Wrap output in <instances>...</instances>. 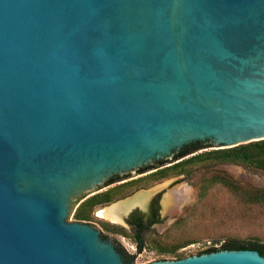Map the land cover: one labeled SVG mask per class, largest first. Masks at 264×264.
<instances>
[{
	"label": "water",
	"instance_id": "obj_1",
	"mask_svg": "<svg viewBox=\"0 0 264 264\" xmlns=\"http://www.w3.org/2000/svg\"><path fill=\"white\" fill-rule=\"evenodd\" d=\"M261 140L264 0H0V264H124L70 221L77 197L193 142Z\"/></svg>",
	"mask_w": 264,
	"mask_h": 264
},
{
	"label": "rangeland",
	"instance_id": "obj_2",
	"mask_svg": "<svg viewBox=\"0 0 264 264\" xmlns=\"http://www.w3.org/2000/svg\"><path fill=\"white\" fill-rule=\"evenodd\" d=\"M210 150L212 149L207 147L197 153ZM217 174L232 179L238 186L246 190L264 189V174L260 172L247 171L234 165L196 167L186 174L185 179H182L176 186V188L185 186L189 190V198L183 205L184 210L179 216V222L175 226H167L166 228L159 226L158 234L160 237L156 238V241L167 247L189 244L178 250V254H182L184 258L196 256L208 246L220 248L226 238L243 239L247 236L258 235L264 241V212L261 213L254 207L240 203L234 194L220 185L208 188L200 197L199 188L202 180ZM156 187L154 185L145 191H152ZM126 199L127 197L118 201ZM102 210H97V214ZM74 214L75 209L72 204L70 221L75 219ZM94 218L99 221L102 220L100 216ZM122 245L130 253H135L133 243L122 240ZM143 247L142 252L135 255L133 264H150L163 260L176 261L174 257L160 255L152 242L144 243Z\"/></svg>",
	"mask_w": 264,
	"mask_h": 264
},
{
	"label": "flooded vegetation",
	"instance_id": "obj_3",
	"mask_svg": "<svg viewBox=\"0 0 264 264\" xmlns=\"http://www.w3.org/2000/svg\"><path fill=\"white\" fill-rule=\"evenodd\" d=\"M203 144L208 145L207 143ZM181 150L182 147L174 151L171 157L154 159L133 170L123 172V174H111L102 180L100 184H97L92 191L83 193L74 201L73 208L76 212L80 204L88 198L100 196V202L94 206L90 213L92 220L74 219L72 221L95 228L99 232L100 239L109 242L125 264L127 259L132 256L135 257V255L142 252L144 243L152 242L160 237L158 234L159 226H165V228L167 226H175L180 220L179 216L182 214L184 206L176 213H172V208L166 209L163 202L166 194H171L182 179H185L186 174L176 173L164 178L160 177L168 174L170 170L174 169L189 156L179 155ZM168 180L171 181L165 182ZM154 185L157 186L154 190L143 194L136 201L128 203V206L120 214L116 213V217H104L101 215L104 208H109L110 204L120 199L128 198L136 192L145 191ZM104 198H110L111 200L105 201ZM97 210L102 211L97 214ZM96 216H100L102 220H96L94 218ZM120 217H122L124 223L119 222ZM122 240L133 243L135 245V253L132 254L127 251L122 245Z\"/></svg>",
	"mask_w": 264,
	"mask_h": 264
},
{
	"label": "trees",
	"instance_id": "obj_4",
	"mask_svg": "<svg viewBox=\"0 0 264 264\" xmlns=\"http://www.w3.org/2000/svg\"><path fill=\"white\" fill-rule=\"evenodd\" d=\"M207 145L202 142H193L189 145L183 146L179 155H191L184 159L174 169L170 170L168 174L162 175L160 178L167 177L171 174L184 173L188 174L196 167H208L216 165H234L241 167L247 171L260 172L264 174V140L251 142L243 145H239L228 149H218L203 151L197 153L199 150L205 149ZM214 185H220L234 194L238 201L245 206L254 207L259 212H264V189H243L237 185L235 181L229 179L226 176L212 175L202 180L199 191L200 197L206 192V190ZM100 196H94L88 198L86 201L80 204L77 208L74 216L75 220H92L90 213L94 206L100 202ZM105 201L111 200L110 198H104ZM115 227V226H114ZM121 230V229H120ZM123 231V230H121ZM155 246V250L160 255L168 257H174L176 260L184 258L182 254H178V250L189 244L164 246L159 241H152ZM141 248V246H140ZM220 250L227 251H240L251 250L258 252L264 257V241L258 235L247 236L246 238H226V240L220 245V248L214 246H208L206 249L198 253L209 254ZM134 256L127 259L125 264H133Z\"/></svg>",
	"mask_w": 264,
	"mask_h": 264
},
{
	"label": "bare ground",
	"instance_id": "obj_5",
	"mask_svg": "<svg viewBox=\"0 0 264 264\" xmlns=\"http://www.w3.org/2000/svg\"><path fill=\"white\" fill-rule=\"evenodd\" d=\"M188 198L189 190L185 186H182L181 188H175L171 194H166L163 204L166 209H169L171 207V210L173 211L172 213H176L188 201ZM127 206L128 203L115 204L109 208L104 209L101 215L104 217H116V213L120 214L122 210Z\"/></svg>",
	"mask_w": 264,
	"mask_h": 264
}]
</instances>
